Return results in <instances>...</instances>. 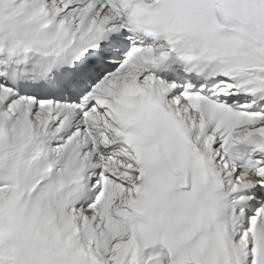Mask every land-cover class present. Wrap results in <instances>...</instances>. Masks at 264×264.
I'll return each instance as SVG.
<instances>
[{
	"label": "snow or ice",
	"instance_id": "1",
	"mask_svg": "<svg viewBox=\"0 0 264 264\" xmlns=\"http://www.w3.org/2000/svg\"><path fill=\"white\" fill-rule=\"evenodd\" d=\"M0 264H264V0H0Z\"/></svg>",
	"mask_w": 264,
	"mask_h": 264
}]
</instances>
